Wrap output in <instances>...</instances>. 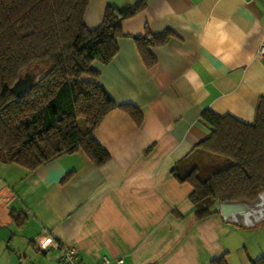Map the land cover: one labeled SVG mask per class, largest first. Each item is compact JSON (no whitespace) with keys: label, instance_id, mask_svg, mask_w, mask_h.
Returning a JSON list of instances; mask_svg holds the SVG:
<instances>
[{"label":"crops","instance_id":"0c3cea01","mask_svg":"<svg viewBox=\"0 0 264 264\" xmlns=\"http://www.w3.org/2000/svg\"><path fill=\"white\" fill-rule=\"evenodd\" d=\"M135 1L90 0L86 24L96 27L108 4ZM122 32L115 57L93 64L96 80L126 106L109 112L94 133L109 161L96 166L78 151L31 172L0 162V226L12 224L33 248L55 241L59 249L38 251L57 253L58 264L68 247L80 264L104 256L111 264H210L221 257L251 264L260 257L244 237L263 225L245 230L220 214L197 218L195 189L173 170L208 137L204 111L253 122L264 96V0H147ZM143 35L167 39L147 47L152 61L133 39ZM11 212L24 218L22 226Z\"/></svg>","mask_w":264,"mask_h":264},{"label":"trees","instance_id":"16d2710c","mask_svg":"<svg viewBox=\"0 0 264 264\" xmlns=\"http://www.w3.org/2000/svg\"><path fill=\"white\" fill-rule=\"evenodd\" d=\"M146 1L137 0L124 13L108 4L101 22L91 28L86 24L90 0H0L1 163L31 172L78 151L96 166L109 161L94 133L109 112L126 106L115 104L96 80L99 72L93 64L115 57L118 40L125 37L123 21L143 10ZM133 39L150 61L147 47L167 40L162 35ZM34 66L44 67V74L15 97L11 87ZM200 121L208 137L173 170L178 181L194 187L199 219L220 214V201L252 200L264 191V96L251 124L209 110ZM10 216L20 226L25 222L19 212ZM210 264L228 263L221 257ZM251 264H264V255Z\"/></svg>","mask_w":264,"mask_h":264},{"label":"rangeland","instance_id":"374dc122","mask_svg":"<svg viewBox=\"0 0 264 264\" xmlns=\"http://www.w3.org/2000/svg\"><path fill=\"white\" fill-rule=\"evenodd\" d=\"M80 125L84 129V123L80 122ZM212 159L209 155L205 157L208 164H211ZM5 217L3 211H0V223L3 222ZM11 230L14 231L12 232L14 235H12ZM19 233L12 224L10 226L5 225V227L0 226V264H58L57 253L42 254L37 247H31L29 244L30 239H26V236ZM247 236L250 238L244 237V245L250 250L252 257L263 256L264 225L254 230L252 234H247ZM9 238L10 240H8ZM14 246H16V249H14Z\"/></svg>","mask_w":264,"mask_h":264},{"label":"water","instance_id":"95a60500","mask_svg":"<svg viewBox=\"0 0 264 264\" xmlns=\"http://www.w3.org/2000/svg\"><path fill=\"white\" fill-rule=\"evenodd\" d=\"M130 8L129 4L118 8L124 13ZM45 72L44 67L34 66L25 71L13 84L10 91L15 97H20L32 88ZM219 212L227 224L237 225L245 230H253L264 223V191L259 192L252 200L240 199L220 201Z\"/></svg>","mask_w":264,"mask_h":264},{"label":"built area","instance_id":"2783aa9c","mask_svg":"<svg viewBox=\"0 0 264 264\" xmlns=\"http://www.w3.org/2000/svg\"><path fill=\"white\" fill-rule=\"evenodd\" d=\"M38 249L42 252H46L50 249H59L60 245L50 238H46L43 241L37 243ZM62 261L64 264H80L79 259L76 253V250L73 247H68L62 250ZM111 259L104 256L96 264H111ZM119 263H122V260H118Z\"/></svg>","mask_w":264,"mask_h":264}]
</instances>
